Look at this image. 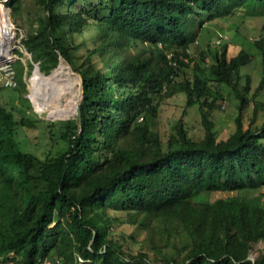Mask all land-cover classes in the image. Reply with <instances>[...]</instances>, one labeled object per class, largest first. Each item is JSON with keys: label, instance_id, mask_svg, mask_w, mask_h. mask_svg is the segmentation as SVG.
Wrapping results in <instances>:
<instances>
[{"label": "trees", "instance_id": "trees-1", "mask_svg": "<svg viewBox=\"0 0 264 264\" xmlns=\"http://www.w3.org/2000/svg\"><path fill=\"white\" fill-rule=\"evenodd\" d=\"M38 1L49 14L23 49L45 75L62 58L81 75V126L62 121L67 148L42 159L17 139L34 123L0 105V264H264V248L251 258L264 245V193H252L264 188L263 103L242 73L255 58L264 86V0H110L104 9L85 0L77 10L78 0ZM22 4L10 0L13 15ZM256 16L252 55L245 22ZM214 21L235 27L241 43L201 48ZM225 87L239 115L220 138L211 115ZM179 94L198 107L205 135L193 139L179 122L164 148L151 121ZM125 223L144 238L117 231Z\"/></svg>", "mask_w": 264, "mask_h": 264}, {"label": "rangeland", "instance_id": "rangeland-1", "mask_svg": "<svg viewBox=\"0 0 264 264\" xmlns=\"http://www.w3.org/2000/svg\"><path fill=\"white\" fill-rule=\"evenodd\" d=\"M109 1L89 0L93 6H98L99 9L106 8ZM9 2L10 0H0V5H3V8L7 11V19L9 17L13 24L14 35L10 40V48L5 53L0 54V62L2 60L1 56L11 55L9 61H12L11 64L17 77L18 86L16 88H1L0 86V105L14 112L18 120L24 118L34 123V126L30 128H17V139L23 150L34 153L42 159L53 157L67 148V143L61 139L60 135L62 131L61 122L73 118L78 120V116L81 115L80 102L83 92V80L81 75L74 70L73 65L64 58L61 59L62 65L49 75L36 71L37 64L31 60L29 53L23 49L22 39L37 26L38 16L44 17L49 12L40 5L38 0H23L22 8L16 15H13ZM84 3L85 0H78L76 4L71 6V9H81L84 7ZM65 7L63 6L62 9H65ZM262 24V18L257 16L248 18L245 22L249 31V39L245 42L244 47L252 55L257 54L252 44V38L258 36ZM222 29H225L226 32ZM234 33L235 27L231 28L229 24L219 21L207 22L203 26L199 46L204 48L207 44H217L222 37L223 41H231L235 44L241 43V37L235 36ZM18 51L22 52L21 56ZM75 53H77L78 61L85 57L84 49L79 52L75 51ZM260 70V63L255 58L242 69L244 75H253L255 82L252 92L256 94V100L263 103L256 119L255 124L257 126H261L264 122V86L258 88L261 82ZM56 72L57 74L53 76ZM51 76L53 77L49 78ZM38 79H40L43 101L49 103L45 109H42L34 93ZM223 89L224 101L226 102H219L218 109L212 112L211 115V120L215 125L214 128L220 138L227 137L235 130V120L239 115L237 99L230 93L228 88ZM253 110V104L246 108L243 115L245 126L250 123L254 114ZM179 122L183 123L189 136L193 139L201 140L204 137L205 126L201 112L196 106H186V98L179 94L166 99L159 107L157 118L151 121L154 130L161 135L164 148L167 147L169 138L176 135L175 127ZM258 192L264 193V188L253 190L252 193L256 194ZM116 215H121V213L118 212ZM115 228L127 236L134 233L139 241L145 235V228L128 223L117 224ZM184 239L183 236H176L174 240L176 246L181 247L183 241H185ZM139 241L131 243L135 248H138ZM259 248H264V245L255 246L251 253V258L254 260L259 256Z\"/></svg>", "mask_w": 264, "mask_h": 264}, {"label": "bare ground", "instance_id": "bare-ground-1", "mask_svg": "<svg viewBox=\"0 0 264 264\" xmlns=\"http://www.w3.org/2000/svg\"><path fill=\"white\" fill-rule=\"evenodd\" d=\"M7 16H8L7 11L3 8V5L2 6L0 5V54L5 53L6 50L10 48V40L14 35L12 26L8 24ZM1 58H2L1 62L9 61V58L6 55L1 56ZM36 71L39 72L37 69ZM40 87H41L40 79H38L34 88V93L36 94L42 109H45L47 108L49 103L43 101Z\"/></svg>", "mask_w": 264, "mask_h": 264}, {"label": "built area", "instance_id": "built-area-1", "mask_svg": "<svg viewBox=\"0 0 264 264\" xmlns=\"http://www.w3.org/2000/svg\"><path fill=\"white\" fill-rule=\"evenodd\" d=\"M11 63L12 61L0 62V85L5 88H16L18 86L17 77Z\"/></svg>", "mask_w": 264, "mask_h": 264}, {"label": "water", "instance_id": "water-1", "mask_svg": "<svg viewBox=\"0 0 264 264\" xmlns=\"http://www.w3.org/2000/svg\"><path fill=\"white\" fill-rule=\"evenodd\" d=\"M8 24L10 25V26H12L13 24L11 23V21H10V18L8 17ZM60 65H62V63H61V61H60V64H59V66ZM37 70L40 72V73H42L41 71H40V69H39V66H38V64H37ZM81 115H79L78 116V123H79V125L81 126Z\"/></svg>", "mask_w": 264, "mask_h": 264}]
</instances>
